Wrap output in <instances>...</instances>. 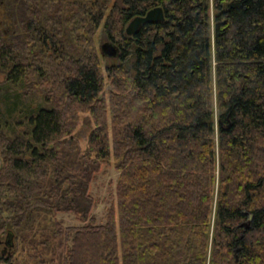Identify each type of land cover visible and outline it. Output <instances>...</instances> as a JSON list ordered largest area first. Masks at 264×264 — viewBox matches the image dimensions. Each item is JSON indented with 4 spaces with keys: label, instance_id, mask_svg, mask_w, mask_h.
Returning <instances> with one entry per match:
<instances>
[{
    "label": "trees",
    "instance_id": "trees-1",
    "mask_svg": "<svg viewBox=\"0 0 264 264\" xmlns=\"http://www.w3.org/2000/svg\"><path fill=\"white\" fill-rule=\"evenodd\" d=\"M3 1L0 71L46 104L22 134L0 129V241L15 248L32 207L82 223L61 264H264V0H214L213 15L211 0ZM157 7L164 21L126 33ZM102 24L120 50L109 106ZM112 157L117 206L100 224L90 185Z\"/></svg>",
    "mask_w": 264,
    "mask_h": 264
},
{
    "label": "rangeland",
    "instance_id": "rangeland-1",
    "mask_svg": "<svg viewBox=\"0 0 264 264\" xmlns=\"http://www.w3.org/2000/svg\"><path fill=\"white\" fill-rule=\"evenodd\" d=\"M113 1L122 4L121 0ZM213 1L211 0L212 15L214 14ZM111 5H113V2ZM12 12L9 9L7 11L4 5H0V32L4 34V30L9 31L7 35L4 34L7 37L12 34L14 29ZM212 25H214L213 20ZM67 38L73 41L71 36ZM106 42L113 41L108 38L102 24L94 35V44L100 56L105 79L101 97L107 100L109 106V99L113 91L111 81L108 79V74L105 70L106 66H112L115 63L113 59L104 57L100 51L101 45ZM35 50L37 51V48ZM108 59L113 61H108ZM6 80V75L0 71V129L3 131L7 130L11 135L22 134V131L25 132V124H28L26 123L28 121V119L26 120L28 112L34 106L37 107V102L46 104L43 100L44 95L42 93L38 94L37 90L33 89L37 87L32 86L33 83L27 80L20 83L21 85L18 87L7 83ZM31 86L33 88L29 89L28 87ZM218 113L219 110L216 109V115ZM110 116L111 114H109V131L112 134L113 125ZM95 128L93 116L86 112L80 113L74 137L78 140L83 155L88 153L89 137ZM119 174L116 161L113 158L109 166H103L101 171L93 176L90 185V195L95 201L92 215L96 217L100 224L106 223L111 207L117 206L116 185ZM23 224V232L18 234L15 248H7L5 252L4 249L6 248L0 246V262L3 261L2 259H7L10 260L9 264H61L67 248L71 244L69 236L71 229L82 225L72 212L37 211V208L32 207L28 209ZM59 229L62 231V236L55 238V231ZM2 251L5 252L4 255H2Z\"/></svg>",
    "mask_w": 264,
    "mask_h": 264
},
{
    "label": "water",
    "instance_id": "water-1",
    "mask_svg": "<svg viewBox=\"0 0 264 264\" xmlns=\"http://www.w3.org/2000/svg\"><path fill=\"white\" fill-rule=\"evenodd\" d=\"M165 20L163 8L157 7L150 10L145 16L134 18L127 26L128 35H134L142 26L147 23H156ZM100 51L104 57L115 59L119 57V48L113 42H106L101 45Z\"/></svg>",
    "mask_w": 264,
    "mask_h": 264
},
{
    "label": "flooded vegetation",
    "instance_id": "flooded-vegetation-1",
    "mask_svg": "<svg viewBox=\"0 0 264 264\" xmlns=\"http://www.w3.org/2000/svg\"><path fill=\"white\" fill-rule=\"evenodd\" d=\"M0 5H4V1H3V0H0ZM4 6H5V5H4ZM0 23H1V22H0ZM8 32H9V31L4 30V33H5L6 35L8 34ZM7 244H8V242H7L6 240H4V241H0V246H3L4 248H6V249H4L5 252H6L7 248H8ZM4 251H2V252L5 253Z\"/></svg>",
    "mask_w": 264,
    "mask_h": 264
},
{
    "label": "bare ground",
    "instance_id": "bare-ground-1",
    "mask_svg": "<svg viewBox=\"0 0 264 264\" xmlns=\"http://www.w3.org/2000/svg\"><path fill=\"white\" fill-rule=\"evenodd\" d=\"M142 28V27H141ZM127 33V32H126ZM212 81V80H211ZM36 99V98H35ZM35 107V106H34ZM243 234V233H242Z\"/></svg>",
    "mask_w": 264,
    "mask_h": 264
}]
</instances>
